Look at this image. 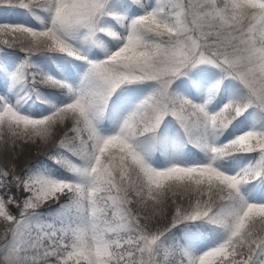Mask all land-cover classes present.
<instances>
[{
  "label": "snow or ice",
  "instance_id": "6c2138e0",
  "mask_svg": "<svg viewBox=\"0 0 264 264\" xmlns=\"http://www.w3.org/2000/svg\"><path fill=\"white\" fill-rule=\"evenodd\" d=\"M0 264H264V0H0Z\"/></svg>",
  "mask_w": 264,
  "mask_h": 264
},
{
  "label": "trees",
  "instance_id": "16d2710c",
  "mask_svg": "<svg viewBox=\"0 0 264 264\" xmlns=\"http://www.w3.org/2000/svg\"><path fill=\"white\" fill-rule=\"evenodd\" d=\"M0 15L7 16V14H6V13H4V14H0ZM0 18H2V17H0Z\"/></svg>",
  "mask_w": 264,
  "mask_h": 264
}]
</instances>
